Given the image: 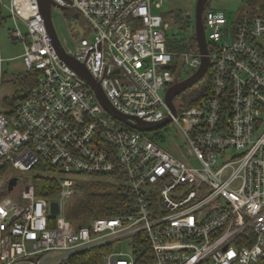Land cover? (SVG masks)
<instances>
[{
  "label": "built area",
  "instance_id": "built-area-1",
  "mask_svg": "<svg viewBox=\"0 0 264 264\" xmlns=\"http://www.w3.org/2000/svg\"><path fill=\"white\" fill-rule=\"evenodd\" d=\"M52 1L88 26L89 36L62 45L110 105L146 122H169L150 133L113 118L55 53L36 0H8V16L26 27L12 31L22 66L39 75L25 97L0 112V193L7 191L0 264H63L99 247L109 248L101 264H264V16H202L209 83L186 96L187 104L175 97L172 115L165 91L198 68L200 54L197 46H168L173 21L153 13L162 0ZM169 123L181 144L165 148ZM39 160L58 174L54 199L22 183L20 173ZM13 177L19 180L8 191ZM83 177L123 185L132 197L128 211L76 227L65 207ZM123 241L126 250H118Z\"/></svg>",
  "mask_w": 264,
  "mask_h": 264
},
{
  "label": "rangeland",
  "instance_id": "rangeland-1",
  "mask_svg": "<svg viewBox=\"0 0 264 264\" xmlns=\"http://www.w3.org/2000/svg\"><path fill=\"white\" fill-rule=\"evenodd\" d=\"M151 1L155 2L156 0ZM195 1L196 0H162L161 8L153 7V13L155 14H164L170 10L179 9L183 14H186L189 17V25L187 27L184 26L180 28L174 22H170V27L166 31V39L169 42L170 40L173 41L172 48L174 50L187 52L190 49L189 47H186V44L190 41V38L194 33ZM249 1L255 9L264 4V0ZM7 4L8 0H0V16L3 17V20L0 21V74L2 73V80L0 79V112H8L11 108L12 99L23 94L25 91V87L23 85H15L11 79L14 75H17L21 71V60L18 58V55L22 52L21 43L13 39L12 31L14 30L15 26H17L21 33L24 34L26 33V27L20 20L13 21L12 18L8 16L4 7V5ZM245 7L246 2L244 3L243 0H209L207 3V8H209V10L221 11L228 19V22H231L236 15L240 14L245 9ZM259 12H261L259 14L263 13L260 10ZM166 18L172 19V21H174L173 17L171 16ZM52 21L58 38L67 49L71 48L73 45L71 36H89L90 34L88 32V26L84 22L83 18L78 17L72 9L61 10L52 8ZM185 77L186 76L184 73L180 75V79H184ZM202 84L203 82L200 80L197 85L189 88L177 99H175V103L177 102V104H187L190 99L186 98V96H188L191 92L202 89L204 86ZM166 129L168 136L165 141L160 143V145L167 148L169 144L174 142L181 144L172 123H169ZM156 131L157 130L150 131V133H155ZM20 175L23 177L22 183H31L34 173L25 171L21 172ZM46 175L55 178L58 177L56 171H51L48 174L46 173ZM4 178H6V175ZM86 180L109 181L116 184V182L111 179L88 177L78 178L77 184ZM16 194L17 191L15 190L11 196L16 198ZM117 248L118 250L125 251V241L120 242L117 245Z\"/></svg>",
  "mask_w": 264,
  "mask_h": 264
},
{
  "label": "trees",
  "instance_id": "trees-1",
  "mask_svg": "<svg viewBox=\"0 0 264 264\" xmlns=\"http://www.w3.org/2000/svg\"><path fill=\"white\" fill-rule=\"evenodd\" d=\"M243 2H246V7L240 15L249 14L264 16V4L255 9L249 0H243ZM208 10L209 8H207L206 4L203 10V15ZM259 10L263 13L259 14L261 13ZM164 16L173 17V22L180 28L184 26L187 27L189 25L188 15L183 14L179 9L170 10L169 12L164 13ZM1 20H3V17L0 16V21ZM172 42L173 41L170 40L168 43L170 48L173 47ZM196 46V40L193 33L190 41L186 44V47L196 49ZM38 75V71L24 70L12 77L11 81L14 82L15 85H23L25 87L23 94L13 98L12 102L17 98H23L27 95L29 90L36 84ZM209 77L210 74L209 71H207L206 75L201 79L203 82L202 85H208ZM0 79L2 80V73L0 74ZM197 84L198 83L195 85ZM147 134L150 135V133ZM51 171H55V169L42 160L37 161L29 170V172L34 173L31 179V184L34 187L36 197L46 199L56 198L59 190L58 180L55 177L46 175V173L48 174ZM75 189V194L68 201L65 207V218L73 222L76 227L87 225L93 218L112 217L126 213L129 209L130 203L132 202L130 192L123 185L117 183L115 184L109 181H81L78 184L76 183ZM6 194L7 191L1 192L0 198ZM108 249V247H99L97 249L73 256L63 264H101V256L103 252Z\"/></svg>",
  "mask_w": 264,
  "mask_h": 264
},
{
  "label": "water",
  "instance_id": "water-1",
  "mask_svg": "<svg viewBox=\"0 0 264 264\" xmlns=\"http://www.w3.org/2000/svg\"><path fill=\"white\" fill-rule=\"evenodd\" d=\"M209 0H196L194 6V36L196 40V45L198 52L200 54V65L198 68L188 77L178 80L172 85H170L165 91V101L171 111L172 115H175L176 109L174 105V98L184 92L185 90L191 88L196 83H198L208 70L209 60L207 57V45L205 40L204 26H203V10ZM39 13L41 15L43 25L48 36L51 39V44L54 48L55 53L58 55L59 59L62 60L71 70H73L82 80H84L87 85L91 87L94 91L98 101L103 106V108L116 120L122 122L128 127L141 132H149L155 129H159L169 122V118H165L162 121L150 123L143 121L136 117H129L124 115L117 110H115L108 100L106 99L104 93L101 90L100 84L95 81L85 66L69 55L64 46L62 45L58 35L56 33L53 21H52V7L60 8L66 10L65 6H58L52 0H36ZM17 177H13L9 180L7 190L10 191L12 187L16 184ZM50 212L52 214L58 213V204L52 201L50 204Z\"/></svg>",
  "mask_w": 264,
  "mask_h": 264
},
{
  "label": "crops",
  "instance_id": "crops-1",
  "mask_svg": "<svg viewBox=\"0 0 264 264\" xmlns=\"http://www.w3.org/2000/svg\"><path fill=\"white\" fill-rule=\"evenodd\" d=\"M21 54V53H20ZM20 54L18 55V58H19V56H20ZM1 59V58H0ZM20 59V58H19ZM20 66H21V71L20 72H23L24 71V68H23V66H22V63H20ZM19 72V73H20Z\"/></svg>",
  "mask_w": 264,
  "mask_h": 264
},
{
  "label": "flooded vegetation",
  "instance_id": "flooded-vegetation-1",
  "mask_svg": "<svg viewBox=\"0 0 264 264\" xmlns=\"http://www.w3.org/2000/svg\"><path fill=\"white\" fill-rule=\"evenodd\" d=\"M185 91H186V90H185ZM185 91H184V92H185ZM182 93H183V92H182ZM182 93H181V94H182ZM181 94H179L178 96H176V99H177Z\"/></svg>",
  "mask_w": 264,
  "mask_h": 264
}]
</instances>
